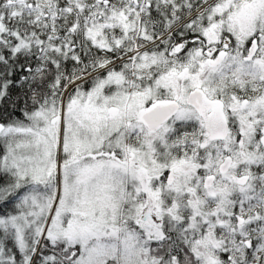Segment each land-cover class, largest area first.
Returning a JSON list of instances; mask_svg holds the SVG:
<instances>
[{"label": "snow or ice", "instance_id": "obj_1", "mask_svg": "<svg viewBox=\"0 0 264 264\" xmlns=\"http://www.w3.org/2000/svg\"><path fill=\"white\" fill-rule=\"evenodd\" d=\"M0 264H264V0H0Z\"/></svg>", "mask_w": 264, "mask_h": 264}]
</instances>
